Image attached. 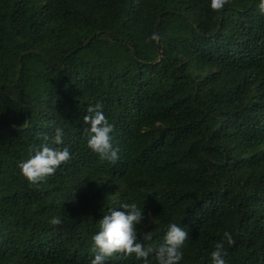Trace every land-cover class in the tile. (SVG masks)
<instances>
[{"label": "trees", "instance_id": "16d2710c", "mask_svg": "<svg viewBox=\"0 0 264 264\" xmlns=\"http://www.w3.org/2000/svg\"><path fill=\"white\" fill-rule=\"evenodd\" d=\"M256 2L0 0V264H89L98 220L130 202L143 211L144 247L168 223L186 230L178 264H211L225 231V264H264ZM96 104L115 160L86 146L83 117ZM42 143L69 158L32 184L17 164ZM104 264L142 262L119 252Z\"/></svg>", "mask_w": 264, "mask_h": 264}, {"label": "clouds", "instance_id": "9594fccd", "mask_svg": "<svg viewBox=\"0 0 264 264\" xmlns=\"http://www.w3.org/2000/svg\"><path fill=\"white\" fill-rule=\"evenodd\" d=\"M227 0H208V7L213 10H221ZM255 7L261 15H264V0H257ZM149 39L158 40L154 32ZM100 105L90 108V115H85L83 121L86 125L84 135L86 146L101 159L115 160L116 149L111 144L110 133L112 124L105 118ZM63 136L62 128H55L52 140L55 144H61ZM69 158L67 147H49L46 143L34 146L27 159L17 164L19 174L29 183H36L55 172L58 165ZM123 210L108 209L107 213L98 220V229L91 235V250L94 253L89 264H104L105 260L113 253L123 252L125 255L132 253L135 259L142 264H149V255H153L156 264H178L183 259L182 248L186 240L187 232L176 223H168L164 230L162 242L155 248L144 247L137 239V225L144 219L143 211L135 202L122 203L119 207ZM48 223L58 225L61 220L52 216ZM142 239L149 240V232L142 235ZM234 243L232 235L225 231L221 240L217 241L213 250L209 253L211 264H225V244L231 246Z\"/></svg>", "mask_w": 264, "mask_h": 264}]
</instances>
